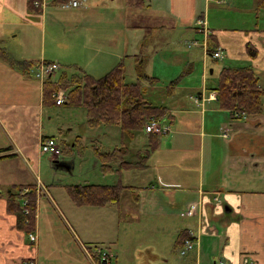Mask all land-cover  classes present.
<instances>
[{"label": "rangeland", "instance_id": "obj_1", "mask_svg": "<svg viewBox=\"0 0 264 264\" xmlns=\"http://www.w3.org/2000/svg\"><path fill=\"white\" fill-rule=\"evenodd\" d=\"M88 1V10L48 6L42 14L34 13L36 15L28 19L24 12L12 11L22 5V0H12L14 4H10V0L8 3L7 0H0V8L4 9L3 13L0 11V49L15 61L28 59L57 62L59 68L53 74L51 72L46 75H52V80H58L63 75L67 78L81 76L83 73L98 78L113 65L122 62L125 80L135 81L134 61L124 56L122 51L135 39V27L130 26V23H139L143 19L137 14L138 11L129 13L131 7L125 0ZM253 1L229 0L227 4L230 6L211 1L208 10L210 19L222 21L227 17L239 22L242 15L233 10L236 7L253 6ZM6 6L12 9L11 12L5 11ZM161 6L164 7L163 2ZM219 7L227 8L233 14L225 16V13L219 11ZM260 12L263 16L264 12ZM248 20L251 23L256 21L254 11L250 13ZM184 38L160 32L148 44L152 45L157 39L164 42V46L156 47L160 54L149 58L145 66V72L159 78L163 86L162 89L148 88L150 91L147 95L153 104L171 97L167 89L163 91V88L164 85L170 86L173 79H178L177 85L186 87L183 92L188 98L203 85L205 69V82L210 89L217 84L223 67L240 65L226 56L224 59L208 56L202 47L204 36H201L193 40L197 43L193 44L195 47L190 71L186 63L188 42L185 43ZM148 45L147 53L151 49ZM19 70V67L10 69L9 63L0 54V147L9 150L12 141L20 146L23 149L22 156H17L16 160H10L6 164L17 165L15 170L23 173L18 181L35 183L32 172L37 174L50 194L45 195L43 189L40 192L33 185L12 189V193L23 198L19 201L20 205L27 200L29 194L34 193L37 198L35 231L41 235V247L36 263L92 264L89 255H97V260H100L105 254L106 257L99 261L100 264H148L156 260L152 256L153 251L165 258L170 257L171 264L186 263L184 258L193 250L185 256L181 253L184 246L183 243L181 246L178 244L181 232L173 230V220L169 223L162 217L139 216L136 211L125 215L129 207L125 204L128 191H122L124 199L119 202L122 207L119 217L107 205H75L66 190L72 184H113L116 179L115 171L103 169L97 151L108 152L124 146L122 141L125 143V156L119 154L117 159L107 158L104 162L117 166L122 164V160H127L129 164L142 166L145 163L142 156L148 147V144L145 146V132H139L131 138L122 137L116 125L89 126L82 107L67 105L68 102L65 101L59 105L43 104L41 87L46 77L43 80L35 78L33 74L26 77L30 85L27 94L25 91L22 93L29 100L23 97L25 100L22 101L17 92L21 91V80L25 74H20L18 80ZM147 83L152 84L146 81L145 84ZM60 92L66 96L63 89H59L56 94ZM39 103L43 111L40 119L37 117ZM39 134L40 137H55L60 152L55 156L41 154ZM138 150L142 152L138 153ZM186 218L181 217L180 220ZM29 240L31 241L30 238ZM217 259L224 262L220 252Z\"/></svg>", "mask_w": 264, "mask_h": 264}, {"label": "crops", "instance_id": "obj_2", "mask_svg": "<svg viewBox=\"0 0 264 264\" xmlns=\"http://www.w3.org/2000/svg\"><path fill=\"white\" fill-rule=\"evenodd\" d=\"M211 1L225 5L229 0H145L140 10L131 8L129 13L138 11L143 20L130 23L135 27V39L130 44L126 43L127 47L122 51L124 56L134 61L135 56L143 54L148 61L159 55L160 50L156 47L164 46V42L157 39L152 45L148 44L152 43L156 33L166 32L181 39L185 37L184 42H188L186 47L189 48L186 63L191 71L193 44L197 43L193 40L204 36L203 42L217 45L224 56L240 64L237 66L252 67L264 91V21L261 20L264 13L260 15L264 9L260 10L254 0L253 6L233 10L242 15L239 22L227 17L222 21H212L208 11ZM10 2L14 4L12 0ZM6 7L5 11L11 12L12 9ZM88 8L87 5L83 9ZM219 8L225 16L233 14L227 8ZM3 10L0 8L1 13ZM12 11L24 12L28 19L39 14L28 8L27 0H22V5ZM253 11L256 21L251 23L248 18ZM201 17H204L209 37L198 27ZM146 45L151 46L148 53ZM249 46L257 50V56L248 54ZM9 67L14 69L10 64ZM20 74L24 75L19 70L18 80ZM26 77L29 76H23L21 91L17 92L22 101L25 100L22 92L27 94L30 85ZM203 80V85L188 97L189 100L183 92L186 87L177 83L164 85L163 91L168 87L167 93L171 97L161 99L157 104L168 107L166 119L169 122L166 124L170 130L160 136L159 147L144 159L142 166L115 172L114 183L121 182L125 186L124 191H128L125 204L129 207L125 215L136 211L139 216L162 217L169 223L173 220V230L187 233L185 240H178V244L181 246L189 239L194 242L195 249L191 254L187 253L189 256L184 258V264L219 263V252L226 264H264V111L257 117H233L230 111L219 107L215 98H210L214 90H207L206 69ZM149 86L153 89L163 87L162 84ZM38 107L37 117L40 119L43 112L40 103ZM145 137L146 146L148 132H145ZM22 151L12 141L9 150L0 152V156L13 154L0 158V264H37L41 247L39 232L35 231L37 240L30 241L25 231L18 227L16 214L8 210V195L12 189L33 185L36 190L41 192L43 189L45 195L50 196L37 174L32 172L35 183L18 181L23 173L15 170L17 165L6 164L22 156ZM192 204H197V212L182 216L181 212ZM107 206L121 217V203ZM181 217L187 218L181 221ZM152 256L156 260L148 264H171L170 257L165 258L157 251H153ZM89 258L92 264H100L96 255H89Z\"/></svg>", "mask_w": 264, "mask_h": 264}, {"label": "trees", "instance_id": "obj_3", "mask_svg": "<svg viewBox=\"0 0 264 264\" xmlns=\"http://www.w3.org/2000/svg\"><path fill=\"white\" fill-rule=\"evenodd\" d=\"M125 2L129 7L136 9L142 8L145 5V0H125ZM56 3L54 1L44 9H47L48 6L72 9L62 8ZM88 3L89 1L87 0L85 6L74 9L85 8ZM256 3L259 9H264V0H256ZM27 4L31 11L41 14L44 11V9L35 7L33 0H27ZM200 20L204 21V17H201ZM198 27L205 32L206 36H211L204 24L198 23ZM203 46L207 55L215 58L213 53L219 47L214 44L209 45L208 41L203 42ZM247 51L250 56H257V50L254 48L249 46ZM0 54L12 67H19L20 71L27 76L32 74L30 69L39 62V60L15 61L3 49H0ZM43 62L50 63L49 61ZM146 62V56L143 54L134 57L136 79L131 82L125 80L122 62L113 65L109 71L98 78L88 73H83L81 76L73 75L69 78L63 75L58 80H52V75L47 76L42 82L43 104L56 105L53 94L59 89H63L66 95V103L68 102L67 105L82 107L85 110L86 122L89 126L100 124L116 125L120 129L121 136L126 138H131L139 132H146L145 126L152 119L156 118V120H162L165 123L169 122L166 119L168 107L163 104H153L147 99V86L161 83L159 78L150 76L145 72ZM146 81L152 84H145ZM177 82L178 79H175L171 81V84ZM167 88L165 87V89ZM207 90H214L213 92H216L215 100L218 102L219 107L230 111L231 115L235 118L243 116L257 117L264 111L262 100L264 91L260 85L259 76L252 67H223L218 76L216 86L210 89L207 88ZM160 117L161 119H159ZM148 133V147L144 151L142 159L147 158L152 151L159 147L160 136L163 135L152 132ZM45 137L53 136H43L41 138ZM122 143L124 146L116 147L108 152L97 151L98 160L104 170L117 172L124 168L137 167L134 164H129L130 162L127 163V160H122V164L117 166L110 162H104L107 158L112 160L117 159L119 154L125 156L126 152L123 151L125 143L123 141ZM2 150L7 151L8 148H1L0 152ZM10 155L13 154L2 155L0 158ZM54 162L58 163L57 160ZM124 189L125 186L119 181L113 184H72L66 187L67 193L75 205L98 207L110 204L119 205ZM22 199L20 196H16V194L10 192L8 195V210L16 214L18 227L23 229L28 236L29 234L35 235L37 240V234L34 232L37 198L34 193L29 194L27 195V200H24V203L20 205L19 201H22ZM186 234L185 232L180 235V241L185 240Z\"/></svg>", "mask_w": 264, "mask_h": 264}, {"label": "built area", "instance_id": "obj_4", "mask_svg": "<svg viewBox=\"0 0 264 264\" xmlns=\"http://www.w3.org/2000/svg\"><path fill=\"white\" fill-rule=\"evenodd\" d=\"M54 1H56L57 2L56 4L62 8L82 7L85 6L87 2V0H33V5L37 8L44 9L48 4ZM198 23L205 25V22L202 20H200ZM213 56L218 59H223L224 57L223 52L221 51L220 48L213 53ZM39 62L31 68V73L35 76V78L39 80H43L46 77V75L51 74V72L53 74L54 70L59 68V64L57 62H50V63H45L43 61H41L40 63ZM53 97L55 98V103L58 105L64 101L66 102V96H64L62 92L57 94L54 93ZM210 98L216 99V92H211ZM145 130L146 132L165 134L170 130V126H168V124H166L162 120L152 119L149 121V123L146 124ZM39 151L41 154L48 153L51 156H55L54 154H58L60 152L57 139L55 137L41 138L39 140ZM197 209H198L197 204H192L189 206L188 209L181 212V215L182 216L194 215L197 212ZM29 238L31 239V241H36V236L33 234H29ZM183 245L184 246L182 247L181 250V253L183 255L187 254L195 247L194 242L189 239H187L183 243ZM104 257H106L105 254L100 258V260L104 259ZM219 264H226V263L220 261Z\"/></svg>", "mask_w": 264, "mask_h": 264}]
</instances>
